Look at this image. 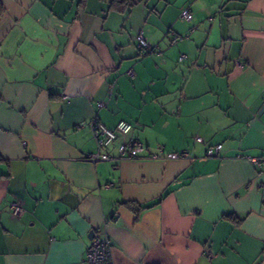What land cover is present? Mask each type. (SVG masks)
<instances>
[{
  "label": "crops",
  "instance_id": "0c3cea01",
  "mask_svg": "<svg viewBox=\"0 0 264 264\" xmlns=\"http://www.w3.org/2000/svg\"><path fill=\"white\" fill-rule=\"evenodd\" d=\"M0 6V264H87L91 230L113 264H264V0ZM93 118L146 149L90 161Z\"/></svg>",
  "mask_w": 264,
  "mask_h": 264
},
{
  "label": "built area",
  "instance_id": "2783aa9c",
  "mask_svg": "<svg viewBox=\"0 0 264 264\" xmlns=\"http://www.w3.org/2000/svg\"><path fill=\"white\" fill-rule=\"evenodd\" d=\"M180 18L185 21L192 19V12L185 6L180 10ZM173 38V37H172ZM136 46L142 54L149 53L152 51H159V46H153L142 33H138L135 37ZM175 40V37L172 41ZM183 56H180L181 60ZM131 74V72H129ZM62 99L68 100L69 96L66 94L61 95ZM103 103H99V106ZM83 124V123H82ZM92 134L96 140L98 151L90 154L88 159L92 162L96 161H108L113 159H136L141 156L142 152L146 149L145 146L135 138L128 140L122 139L117 147V153L115 156L104 151V148L113 143L117 138H124V136L130 131L131 124L127 121L120 120L114 128H108L102 123L98 122L97 119L93 118L89 121ZM221 144H217L214 148L209 147L206 151L207 156H213L221 148ZM163 153V148L159 147L158 151L149 154L150 158H160ZM167 159L187 158L189 153L187 151L181 152H167L163 155ZM10 212L13 216H18L22 212V207L17 202L10 204ZM87 264H113L111 258V244L110 240L100 235H94L87 248L86 252Z\"/></svg>",
  "mask_w": 264,
  "mask_h": 264
},
{
  "label": "trees",
  "instance_id": "16d2710c",
  "mask_svg": "<svg viewBox=\"0 0 264 264\" xmlns=\"http://www.w3.org/2000/svg\"><path fill=\"white\" fill-rule=\"evenodd\" d=\"M1 10H2V7L0 6V12H1ZM154 46V45H153ZM140 51V50H139ZM152 52H155V51H152ZM149 53H151V52H149ZM159 200H156V201H154L153 203H151V204H146V205H143V206H141V208H144V207H149V206H151L152 204H154V203H157ZM228 217H230V218H232L233 220H235V222H240L241 221V218H238L237 216H235V215H233V214H228Z\"/></svg>",
  "mask_w": 264,
  "mask_h": 264
},
{
  "label": "water",
  "instance_id": "95a60500",
  "mask_svg": "<svg viewBox=\"0 0 264 264\" xmlns=\"http://www.w3.org/2000/svg\"><path fill=\"white\" fill-rule=\"evenodd\" d=\"M94 233H95V232H94L93 230H91V231L89 232V234H88V237H89V238H92V237L94 236Z\"/></svg>",
  "mask_w": 264,
  "mask_h": 264
}]
</instances>
